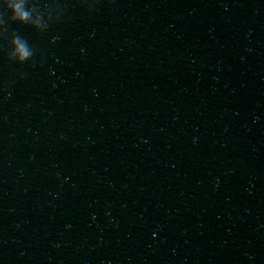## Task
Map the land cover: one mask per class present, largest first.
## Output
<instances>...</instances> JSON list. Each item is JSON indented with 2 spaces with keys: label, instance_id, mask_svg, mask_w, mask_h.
<instances>
[{
  "label": "water",
  "instance_id": "obj_1",
  "mask_svg": "<svg viewBox=\"0 0 264 264\" xmlns=\"http://www.w3.org/2000/svg\"><path fill=\"white\" fill-rule=\"evenodd\" d=\"M76 1L79 0H22V9L28 13L27 20H29ZM16 2L19 3L21 0H16ZM0 15L3 16V19L0 20V31L24 22L12 21L10 19L12 13L11 11L7 10L6 6L4 5V0H0Z\"/></svg>",
  "mask_w": 264,
  "mask_h": 264
},
{
  "label": "clouds",
  "instance_id": "obj_2",
  "mask_svg": "<svg viewBox=\"0 0 264 264\" xmlns=\"http://www.w3.org/2000/svg\"><path fill=\"white\" fill-rule=\"evenodd\" d=\"M4 5L7 10L11 11L12 15L10 19L12 21H26L28 13L22 9V0L21 2H16V0H4ZM3 19V16L0 15V20ZM15 43L17 44V52L20 54L21 59H24L29 56L28 50L25 48L24 44L20 43L19 38L16 39Z\"/></svg>",
  "mask_w": 264,
  "mask_h": 264
}]
</instances>
